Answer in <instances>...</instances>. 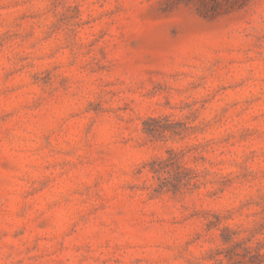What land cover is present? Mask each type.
Returning <instances> with one entry per match:
<instances>
[{"label": "rangeland", "instance_id": "1", "mask_svg": "<svg viewBox=\"0 0 264 264\" xmlns=\"http://www.w3.org/2000/svg\"><path fill=\"white\" fill-rule=\"evenodd\" d=\"M0 264H264V0H0Z\"/></svg>", "mask_w": 264, "mask_h": 264}, {"label": "trees", "instance_id": "2", "mask_svg": "<svg viewBox=\"0 0 264 264\" xmlns=\"http://www.w3.org/2000/svg\"><path fill=\"white\" fill-rule=\"evenodd\" d=\"M182 1H186L188 3L193 2V0H181V2ZM216 2L217 1H215V3ZM159 163L162 166H164V167H173L176 171H180V172L182 171V167L178 164V154L175 153V152H172V155L171 156H169L168 158H166V159H164L162 161H159ZM154 172L159 173L155 169H154ZM163 184H165V181L164 180H162V182H160V185L159 186H160L161 189L166 186V185H163Z\"/></svg>", "mask_w": 264, "mask_h": 264}]
</instances>
